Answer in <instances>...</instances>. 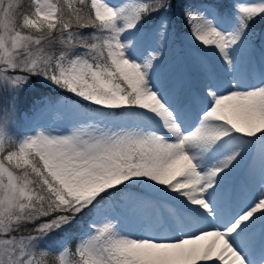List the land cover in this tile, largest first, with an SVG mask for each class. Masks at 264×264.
I'll return each mask as SVG.
<instances>
[{
    "label": "snow or ice",
    "instance_id": "obj_1",
    "mask_svg": "<svg viewBox=\"0 0 264 264\" xmlns=\"http://www.w3.org/2000/svg\"><path fill=\"white\" fill-rule=\"evenodd\" d=\"M0 264H264V0H0Z\"/></svg>",
    "mask_w": 264,
    "mask_h": 264
},
{
    "label": "rangeland",
    "instance_id": "obj_2",
    "mask_svg": "<svg viewBox=\"0 0 264 264\" xmlns=\"http://www.w3.org/2000/svg\"><path fill=\"white\" fill-rule=\"evenodd\" d=\"M225 1H226L227 4H230V0H225ZM247 2H253V0H247ZM256 28H257V30L259 29V24L256 25ZM185 31H187V29H185ZM21 102L22 103L25 102V105L28 102L27 109L19 110L18 111V115H19L21 121L28 122V121L32 120V117H33V111H32V109L30 107L31 98L25 99L24 97H22V100L20 101V103ZM36 123L52 124V123H58V121H56L54 118H51V117H48V116L45 115V116H41V117L37 118L36 120L32 121L33 126ZM247 168H248V162L247 161L242 162V164L240 166V169L238 170V173H237L238 179L242 180L244 178ZM241 186L243 187V185H241ZM249 187H250V189L255 190L253 185L250 184Z\"/></svg>",
    "mask_w": 264,
    "mask_h": 264
},
{
    "label": "trees",
    "instance_id": "obj_3",
    "mask_svg": "<svg viewBox=\"0 0 264 264\" xmlns=\"http://www.w3.org/2000/svg\"><path fill=\"white\" fill-rule=\"evenodd\" d=\"M26 2H27V0H21V3L22 4H26ZM194 2H199V0H194ZM21 100H22V98H21ZM26 102V101H25ZM25 102H21V103H19V106H18V109L19 110H25V109H27V104H28V102L26 103V105H25ZM18 110V111H19Z\"/></svg>",
    "mask_w": 264,
    "mask_h": 264
}]
</instances>
